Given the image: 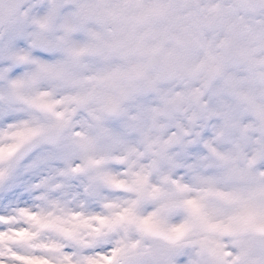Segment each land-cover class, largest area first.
Here are the masks:
<instances>
[{
    "label": "snow or ice",
    "instance_id": "6c2138e0",
    "mask_svg": "<svg viewBox=\"0 0 264 264\" xmlns=\"http://www.w3.org/2000/svg\"><path fill=\"white\" fill-rule=\"evenodd\" d=\"M0 264H264V0H0Z\"/></svg>",
    "mask_w": 264,
    "mask_h": 264
}]
</instances>
